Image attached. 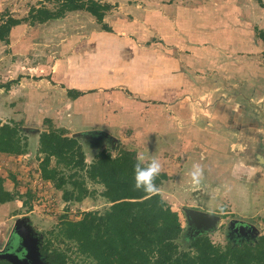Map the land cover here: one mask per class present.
I'll list each match as a JSON object with an SVG mask.
<instances>
[{
	"label": "crops",
	"instance_id": "obj_1",
	"mask_svg": "<svg viewBox=\"0 0 264 264\" xmlns=\"http://www.w3.org/2000/svg\"><path fill=\"white\" fill-rule=\"evenodd\" d=\"M103 1L110 5L108 12H115L113 21L103 19L112 31L107 32L100 29L99 38L88 35L87 45L82 48V53L83 50L84 52L87 50V56L77 54L78 58H74V56L70 58L67 55L63 61L53 60L52 56L47 57L43 60L44 62H38V74L34 71L37 70L35 69L36 66L30 67V71H26L24 76H29L32 79V74L38 75V87H41L38 91V98L35 99L36 103L28 105L24 102L21 104L15 102L16 106L9 103L8 107H2V111L0 108V119L2 118L1 114H8L7 112H10L11 107H16L19 114H21L19 111L22 109L24 117H26L28 112L31 111L29 107H33V105L35 106L34 112H38V123H41L43 118L48 119L49 123H53L54 120L51 118L56 114H61L66 123H69L68 125L63 124L62 127L71 130V134H74L81 146L84 138L81 137L82 134H76L80 130L99 129L111 135L113 132L122 130H134L135 125L139 122L146 123L147 121V123H150L151 121V126L161 127L162 129V132L154 129L149 133L160 141L159 145H154L155 147H167L165 143L168 141L163 140L162 136L165 138L170 134H174L173 137L176 135L177 137H171V139H174V146L178 145V153L184 150V156L187 157V154L189 156V159L183 158L184 161L191 163L200 161L201 164L203 163L204 166L201 168L204 170L201 183L205 185L208 194L214 195L217 191L215 185H210V183L216 181L215 176L224 174V178H227L226 188L228 193L231 192V195L234 196L242 191L243 206H248L249 202L247 205L245 200L250 199L251 205L249 207L256 206L260 212L259 216L263 218L261 221H264V93L252 94L257 100L256 103L259 104L257 105V111L260 114L258 119L245 118L246 120L243 119L241 123H238L235 121V117L240 116L242 113L239 108L231 110V107H229L226 116L223 115L225 120L230 121L231 125L238 123V131L246 132V137H242V140L238 138L236 142L241 145V151L231 146L233 141L230 140L229 133L225 132V135H222L221 130L217 134L218 131L215 128L214 132V127L207 130L208 134L212 135L211 138L195 137L188 135L189 131H186L187 129H193L194 131H190L192 134L204 136L203 127L206 128L209 125V120L211 122L214 120V110L211 111V119L207 114V110L212 108L204 107L207 111L204 112V109L198 105L191 106L192 103H188L187 99L202 95V82L208 77L205 68L215 65L214 60L218 59L219 51H227L232 54L234 50L252 52L256 48H262V44L260 45L254 32L260 30L264 33V6H261L257 0ZM261 2L264 4V0H261ZM77 11L84 10L70 12L72 14ZM106 15L104 16L106 17ZM50 21L53 20L47 22ZM47 22L38 23V36L50 32L45 31ZM124 25L125 30H121ZM44 38L48 37L44 36ZM49 39L52 40L53 37L50 36ZM39 49H41V46H39L38 51ZM91 49L94 52L97 51L94 54L99 56L98 62L91 61ZM109 53H112L113 57L108 58ZM72 54L75 55L74 51ZM176 54L177 57L175 58L173 55ZM82 56L85 58H82ZM245 61H247V64L244 63V65H247L246 68L253 66V73H257L256 70H258L260 82L264 83V57L258 61L248 55ZM248 71L245 77L247 76L246 80L250 83L252 72L251 70ZM59 86H62L61 91ZM124 89H128L132 94H128ZM69 90L71 92H68ZM89 90V93L83 94V91ZM26 91V89H20L19 95L25 94L23 92ZM72 91H78L79 95H73L74 92ZM19 95H16L17 98H19ZM177 96L183 100L176 102ZM96 102L103 107L101 108L103 114L98 118L91 119L90 107ZM253 109L254 107L250 110ZM229 113L235 117H229ZM83 117L86 118V121L77 125L75 119ZM193 118H195L194 121ZM1 121L10 122L9 119ZM194 123L196 124L194 125ZM38 127L41 128L39 125ZM141 127L138 126V128ZM23 128L28 135L27 131L31 132L32 127L29 129L24 126ZM42 130L44 129L41 128ZM72 130L76 132L72 133ZM41 131L39 129L38 134ZM177 131L178 134L175 133ZM163 133L165 135H162ZM71 134L70 136H72ZM103 137L110 141L107 137ZM247 137L250 138L246 140ZM193 139L199 140L202 146V142L210 144V147L214 148L210 151L211 160L218 159L216 163L224 161L226 168H229L232 164L231 171L227 170L226 173L221 174L212 173V167H215L216 163H210V159L209 162L201 161L199 152L188 146ZM100 140L96 139L93 142L97 143ZM101 143H97L98 146H101ZM130 149L133 150L134 147H124V150L130 151ZM172 152V150H168L162 153L163 162L160 172H163L166 176L170 175L169 171L172 169V163H175V156L172 155ZM25 153L26 150L20 154L0 151V165L4 166V163L15 165L16 159L26 157L27 153ZM233 155L241 156L242 161L237 160L238 163H241L239 164L240 167H242V181L240 182L237 181V177L241 171L235 166L236 157ZM181 158L182 155L179 157L180 161ZM85 162H87L86 157ZM5 166L4 169H6ZM217 167L219 166L216 165L215 168ZM10 170L12 169L4 171L10 173ZM218 170L221 171L222 168ZM7 173L5 176H7ZM13 174L16 175V173ZM37 174L40 181L51 185L49 181L43 180L39 176V170ZM0 176L1 186L4 190L13 194V190L19 189V187H13L15 181L14 179L9 180V175L8 178H4V175ZM8 180L12 182V185H10L12 187H8L9 185L4 186ZM54 190L57 194H60V191L55 188ZM18 192L21 193V190H18ZM8 202L1 203L0 206H7ZM198 208L203 209L202 206H198ZM240 208L241 210L246 209L244 207ZM247 216L251 215L247 214ZM14 226H16L15 222ZM3 239L0 236V241L3 242ZM40 257L43 256L40 254Z\"/></svg>",
	"mask_w": 264,
	"mask_h": 264
},
{
	"label": "rangeland",
	"instance_id": "obj_2",
	"mask_svg": "<svg viewBox=\"0 0 264 264\" xmlns=\"http://www.w3.org/2000/svg\"><path fill=\"white\" fill-rule=\"evenodd\" d=\"M42 4L49 8L53 7L51 3L45 0H0V12L5 11V13L13 17L22 18L28 15L31 7H38V5ZM106 13L104 15H106ZM114 15L115 12H108L103 19L106 18V21H110L115 17ZM45 25V31L50 32H47L46 35L38 36V23L28 24V22H21L10 29L7 43L0 41V85L10 81L7 88H0L1 111L2 107H8L9 103L15 104V106V102H19L20 104L24 102L28 105L36 103L35 99L38 98V91L41 89V87H38V75H36L38 74V62L50 56H52L53 60L57 59L60 61L66 59L67 55L70 56V58L73 56L74 58H78L77 54H79V56L81 54L87 56V50L85 52L83 50L82 53V48L87 45L88 35L94 38L100 37L99 24L96 23L93 16L85 11H77L72 14L71 12L66 13L64 17L47 22ZM122 27L121 30H125V25ZM252 27L253 25L251 29ZM254 28H256V26H254ZM254 34L256 38H258L257 40L260 45L262 44V48H256V50L252 52L234 50L232 54H229L227 51L221 52L220 50V54L217 56L218 59L214 60V62H216L215 65L205 68L207 69L206 72L208 77L202 82V95L198 97H189L187 102L192 103L191 106L198 105L203 109L204 107L212 108L207 110V114L211 119V111L214 110V120L212 121L213 123L209 120L210 126L208 125L206 128L203 127L205 131L204 136L195 133L192 134L190 131H194L193 129L186 130L189 131L187 133L188 135L197 136L199 138L200 136L203 138H211L212 135L208 134L207 130H210V127H214V132L215 128L218 131L217 134H219L221 130L222 135H225V132L229 133L231 136L230 140L233 141V145L231 146L233 148L235 147V149H241V145H238L236 142L238 138L242 140V137H246V132L244 133V131L237 130L238 123H241L243 119L246 120L245 118L258 119L260 117L257 111V105L259 104L256 103L257 100L252 94L264 93V83L260 82L258 70H256L257 73H253V66L251 68L250 66L246 68L247 65H244V63L247 64L245 60L248 55L251 56L252 59L254 58V60L258 61L264 57V41L257 36V31L254 32ZM44 36L48 38H44ZM50 36L53 37L52 40L49 39ZM72 42L74 43L72 44ZM39 46H41V49L38 51ZM73 51L75 55L72 54ZM90 52L92 53L91 61L98 62L99 56L94 54L97 51L94 52L91 49ZM112 53H109L110 55L107 57H113ZM167 53L170 54L169 51H167ZM173 56L176 58L177 54ZM82 58L85 57L82 56ZM32 66H36L35 69L37 70H34L36 74H32L33 77L30 79L31 77H26L24 74L26 71H30L29 69ZM248 70L252 72V81H250V83L246 80L247 76L245 77V75H247L246 72H249ZM20 89H26L27 91L23 92L26 95H19ZM59 90H62V86H59ZM124 90L128 94H132L128 89ZM89 92L90 90L83 91V94ZM15 94L19 95V98H17ZM24 97L26 98L24 99ZM179 100L182 101L183 99H179L177 96L176 102ZM187 102L186 105L188 106ZM229 107H231V110H233V108H239L242 113L237 117L231 113L228 114L229 117L233 116V118H236L235 121L238 123L235 125H231L229 123L230 121L225 120L223 117V115L226 116L228 113ZM252 107H254V109L250 110ZM90 108L91 119L98 118L103 114V110L101 109L103 107L97 102L93 103ZM29 109L31 111L28 112L26 117H24L22 109L19 111L21 114H19L16 107H11L10 112L6 111L8 114H1L2 118L0 121L9 119L11 125L17 124L18 127L23 129V132H25L24 126L29 129L30 127L32 128L31 132L27 131L29 136L25 132L27 136V147L25 148L27 153H25L26 157L16 159V166L11 165L12 163L9 165L4 163V166L7 165L5 166L6 169H12L10 173L5 172L4 170L6 169H4V166L0 165V175H4V178L9 177V180L14 179L15 183L13 187H19L18 190H21V193H19L18 190H13L12 193L15 196L14 200L9 201L7 206H0V236L4 238L3 242L0 241L2 242L0 246L7 240V235L11 232L15 222V224L27 234L29 241H31L37 252V254L34 255L36 259L35 264H46L44 258L40 257L39 254V247L43 245H47L50 249H59L65 253L66 264H94L93 260L77 252L74 242L61 240L58 236H53L50 231L60 218L66 217L75 220L81 217L83 211H97L98 213H102L110 205V203L100 195L103 186L100 183L93 182L87 177H84V182L90 191V195L80 202L70 201L69 203H65L60 198V194L55 192L52 185L43 183V181L38 179V163L40 161L39 158L42 156L37 153L38 130L40 129L41 131V128L45 130L51 126L53 128L65 130L68 135L71 134V130L63 128L64 126L62 127L63 124H67L63 119V115L56 114L51 118L54 120L53 123H47L45 121L46 118H43L41 123H38V112H34L35 106H30ZM207 111L204 109V112ZM215 111H217V113H215ZM75 120H77L76 122L78 125L86 121V118H76ZM194 120L195 118H193V121ZM3 123L5 122L1 121V124ZM150 124L151 121L150 123H147V121L146 123L139 122L135 125L136 127L134 130L127 129L113 132V134L110 133L117 139L114 140V142H110L103 136L97 137L96 135L87 133L90 129L80 130V132L76 134H82L81 137L84 138L82 139V147L84 149H82L85 154L84 157H86V165L91 163L96 154L101 150L107 151L113 157L124 150V147H134V149H130V151L133 152L134 158L144 166L152 159H157L162 165V153L172 150V155L175 156V163H172V169L169 171L170 175H167L165 181H162L158 186V192L170 210L175 211L178 215V220L181 225V232L175 239L178 250L195 254V250L190 248V242L196 236H207L208 239L220 249H225L227 247H255L258 245L260 242L259 237L264 234V221H261L263 218L259 216L260 212L256 206L249 207V205H251L250 199L247 198L245 200L247 205L249 202V205L243 206L244 198L241 194L242 191L236 193L234 196L231 195V192L228 193L226 188L227 178H224V174L219 176L213 174L216 177V181H213L210 185H215L217 188L214 195L206 192L203 183L200 182L198 185L193 184L190 171L196 163L201 167L204 166L203 163L201 164L200 161L193 163L184 161V159H189V156L188 154L187 157L184 156V150H181L182 154L178 153V145L174 146V139H171L174 134H170L165 138L162 136L163 140L170 141L169 143H165L167 147H155L160 144V141L157 137L149 133L154 129L162 132V129L161 127L155 128ZM195 124L196 123H194V125ZM38 125L41 126V128H39ZM241 125L243 126V123ZM138 126L142 127L138 128ZM75 132V130H72V133ZM175 133L178 134L179 132L177 131ZM162 135H165V133ZM72 136H74V134ZM176 137L177 135L173 138ZM249 138L250 137H247L246 140ZM96 139H102L99 141L102 142L101 146H98L97 143L99 142H93V140L96 141ZM202 144L203 146L200 145L199 140L193 139L188 146L194 151L199 152L201 161L209 162L210 159V163L218 162V159L211 160L212 155L210 151L214 150V148H211L210 144H205V142H202ZM181 155L182 158L180 161L179 157ZM233 156L236 157L235 166L241 171L237 177V181L240 182L242 181V167H240L239 164L241 163H238L237 160L242 161L241 156ZM216 165L219 167L215 168ZM216 165L212 167V173L221 174L226 173L227 170L230 172L232 169V164H230L229 168H226L224 161H222V163H216ZM179 166L180 168H178ZM220 168H222L224 172H222V170L219 171L218 169ZM6 173L7 176L9 175L8 177L5 176ZM13 173H16V175ZM81 174L84 175V171H82ZM9 180L6 181L7 184H4L5 187H7V185H9L8 187H12L10 186L12 182ZM67 187L70 188L69 186ZM198 206H202V211L204 212L217 215V221L207 228L191 223L186 209L194 208L200 210ZM240 207L246 209L241 210ZM247 214L251 216H247ZM263 253L264 251H259L256 257L261 258Z\"/></svg>",
	"mask_w": 264,
	"mask_h": 264
},
{
	"label": "trees",
	"instance_id": "obj_3",
	"mask_svg": "<svg viewBox=\"0 0 264 264\" xmlns=\"http://www.w3.org/2000/svg\"><path fill=\"white\" fill-rule=\"evenodd\" d=\"M45 1L53 7L44 4L31 7L28 15L22 18L0 12V41L7 43L10 29L21 22L44 23L62 18L74 10L88 12L101 30L112 31L103 20L110 8L103 0ZM257 2L264 6L261 0ZM257 36L264 41L262 31L258 30ZM9 84L10 81L0 88H7ZM72 92L79 95L78 91ZM45 121L49 123L48 119ZM37 138V153L42 155L38 163L40 177L60 191L64 202H80L90 195L84 177L103 186L100 195L110 205L102 213L83 211L75 220L60 218L50 231L61 240L74 242L77 252L93 260L94 264H264V253L261 258L256 257L259 251H264V234L255 247L225 249L214 245L207 236H196L190 242L195 254L179 251L175 241L181 232L178 215L170 210L158 192V186L166 175L160 172L155 178V193L135 190L132 186L133 166L139 162L132 151L122 150L112 157L101 150L86 165L80 142L65 130L50 126ZM26 147L27 136L23 129L17 124H0L1 152L20 154ZM14 197L2 188L0 180V204ZM39 253L46 264H66L65 253L59 249L43 245L39 247ZM0 264L11 263L1 258Z\"/></svg>",
	"mask_w": 264,
	"mask_h": 264
},
{
	"label": "water",
	"instance_id": "obj_4",
	"mask_svg": "<svg viewBox=\"0 0 264 264\" xmlns=\"http://www.w3.org/2000/svg\"><path fill=\"white\" fill-rule=\"evenodd\" d=\"M89 134L93 135H103L110 139L111 142H114L115 138L109 135L106 132H102L100 130H90L87 131ZM188 213V217L191 223L194 225H198L204 228H207L214 224L217 221L218 216L213 215L202 210L189 208L186 209ZM12 233L17 237L18 247L17 249L23 248V254L18 256L15 252H10L8 250H0V259H6L11 264H35L36 259L34 255L37 254L35 251L34 246L32 245L31 241H29L28 236L22 229H20L17 225L12 228Z\"/></svg>",
	"mask_w": 264,
	"mask_h": 264
},
{
	"label": "clouds",
	"instance_id": "obj_5",
	"mask_svg": "<svg viewBox=\"0 0 264 264\" xmlns=\"http://www.w3.org/2000/svg\"><path fill=\"white\" fill-rule=\"evenodd\" d=\"M161 164L157 159H152L146 166L136 163L133 166V188L145 193H155L157 186L154 183L155 178L159 175ZM190 177L193 184H200L203 177V169L200 165H193L190 171Z\"/></svg>",
	"mask_w": 264,
	"mask_h": 264
},
{
	"label": "flooded vegetation",
	"instance_id": "obj_6",
	"mask_svg": "<svg viewBox=\"0 0 264 264\" xmlns=\"http://www.w3.org/2000/svg\"><path fill=\"white\" fill-rule=\"evenodd\" d=\"M7 240L0 246V250H8L10 252H15L18 256L23 254V248H18L17 237L11 232L7 235ZM2 243V242H1Z\"/></svg>",
	"mask_w": 264,
	"mask_h": 264
}]
</instances>
